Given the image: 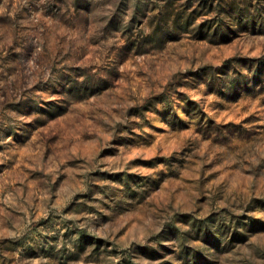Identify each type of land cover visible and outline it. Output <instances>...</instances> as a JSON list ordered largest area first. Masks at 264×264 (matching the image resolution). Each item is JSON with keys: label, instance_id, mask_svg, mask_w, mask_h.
Returning a JSON list of instances; mask_svg holds the SVG:
<instances>
[{"label": "rangeland", "instance_id": "obj_1", "mask_svg": "<svg viewBox=\"0 0 264 264\" xmlns=\"http://www.w3.org/2000/svg\"><path fill=\"white\" fill-rule=\"evenodd\" d=\"M0 264H264V0H0Z\"/></svg>", "mask_w": 264, "mask_h": 264}]
</instances>
